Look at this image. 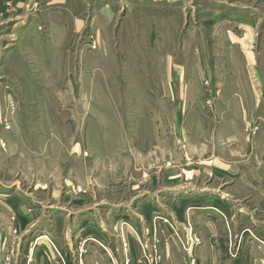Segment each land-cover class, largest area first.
<instances>
[{"label":"rangeland","instance_id":"rangeland-1","mask_svg":"<svg viewBox=\"0 0 264 264\" xmlns=\"http://www.w3.org/2000/svg\"><path fill=\"white\" fill-rule=\"evenodd\" d=\"M215 10L254 20L255 62ZM263 33L262 0H0V261L34 237L24 264H264V90L232 89Z\"/></svg>","mask_w":264,"mask_h":264},{"label":"crops","instance_id":"crops-1","mask_svg":"<svg viewBox=\"0 0 264 264\" xmlns=\"http://www.w3.org/2000/svg\"><path fill=\"white\" fill-rule=\"evenodd\" d=\"M8 1H11V0H8ZM264 1V0H262ZM6 4L7 2H2L1 1V5H4L5 8H6ZM252 13V12H251ZM212 17L209 18V20L207 21V25L209 26L207 32H208V37L209 36H214L213 34H215V30H216V27L218 25H223L225 24L226 22H229L230 24V32L229 34H227L226 36L229 37V40H230V44L233 43V45H235L236 47L238 48H241V50L244 52V56L249 59V60H252L254 59V62H255V55H254V52H253V48L255 47V42L257 41L256 40V36L254 34V20L249 17L248 15H245V16H241V15H238V14H231V15H227L226 17H222V14L220 12V10H215L212 14ZM261 49H262V61L260 63V65H262V67L264 66V33L261 35ZM257 64V63H256ZM167 73L169 74L170 73V79L173 80L174 82L176 81L178 84H177V88L178 90H181V97L184 99L185 97L187 98V93L186 91L188 90V88L186 87V78H187V69L186 67H182L181 69L179 67H175L173 66V64L169 66H167ZM241 71V72H239ZM239 71H236L237 73H243V74H254L255 72H260L259 69H256V71L253 69V67L251 66V63L248 64L245 69H241ZM199 72V71H198ZM262 74L263 76L260 77V79H257V80H254L253 77H249V80L250 82L248 81L246 85L244 84H240L237 82V84L233 85V90L234 91H238L237 93H241L240 91L241 90H250L251 88L252 89H256V90H264V69L262 70ZM244 79L247 81V76H243V77H235V80H238V79ZM201 89V88H200ZM223 90L221 88L218 87V89L216 87H214V90ZM223 95V94H222ZM201 98V96H199ZM246 106H248L250 108H252V110L254 109V103H251V104H245V105H242L240 104V107H239V104H238V109H239V113L240 115L237 116L238 121H241L243 123H245L247 125V123H249L251 120H250V114L247 112V108ZM186 106L184 103H182L181 105V112L182 113H185V109ZM208 110H205L206 113ZM210 114V112H209ZM178 118L176 119L177 121H180V114L178 113ZM211 115V114H210ZM213 116V115H211ZM211 116H208L206 118H204L202 120V124H203V128L205 130H208L210 128V131L213 130V127L211 126L210 124V117ZM183 117V116H182ZM220 117H217V118H214L215 121L218 123L219 121H222V122H225L223 121L224 119L223 118H220ZM226 118H227V115H226ZM226 120V119H225ZM233 121V119H231ZM212 122V121H211ZM226 122H229V117H228V120H226ZM184 130V128L182 129V131ZM221 134L217 133L218 136H220V138H223V137H227L228 135H231L233 132H230L229 133H222V131L219 129L218 130ZM239 131V130H238ZM237 137H241L242 135L240 134V132L237 133V135H235ZM10 203L12 205H14L15 209L17 210V213H18V226L16 227V230H17V233H19V235L23 234V232L25 233V231H27V228L26 226H24L23 224L27 223L30 221V217H31V214L29 213V211L26 209V207H24V205H19L18 203H15L14 199L10 198L9 199ZM7 222V221H6ZM8 223V222H7ZM21 224V226H20ZM15 228V227H14ZM12 226L10 225H6L5 228H2L0 227V231L3 229V233L5 234H11L14 230ZM13 230V231H12ZM21 233V234H20ZM34 237L31 238V240L33 239ZM6 239L4 235H0V242H3V240ZM31 240L29 239H26L24 240L23 242V257L21 259H16L15 263L14 264H24L25 263V256L28 255V250L30 249V244H31ZM39 244L38 246L36 247L35 251H34V257L37 259V261L39 259H43V258H48V259H52V258H56L55 256V245H52L48 239H47V236L46 235H43L42 237L39 238ZM18 250L19 252H21V248H20V243H18ZM109 252V251H108ZM13 253V251H12ZM110 254V253H109ZM13 254H9V249H5L3 247V244L0 243V257L3 258L5 256H10L12 259H13ZM112 256V255H111ZM63 260L60 261V260H54L53 261V264H68V261L67 259H65L64 257L62 258ZM0 264H3L2 261H0ZM13 264V263H11Z\"/></svg>","mask_w":264,"mask_h":264}]
</instances>
